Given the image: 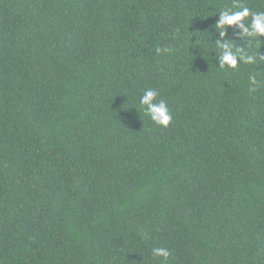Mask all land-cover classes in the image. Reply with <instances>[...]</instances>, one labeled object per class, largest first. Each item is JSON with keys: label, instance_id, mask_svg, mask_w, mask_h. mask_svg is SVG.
I'll return each mask as SVG.
<instances>
[{"label": "trees", "instance_id": "obj_1", "mask_svg": "<svg viewBox=\"0 0 264 264\" xmlns=\"http://www.w3.org/2000/svg\"><path fill=\"white\" fill-rule=\"evenodd\" d=\"M240 7L0 0V264H264V36L215 26Z\"/></svg>", "mask_w": 264, "mask_h": 264}, {"label": "clouds", "instance_id": "obj_2", "mask_svg": "<svg viewBox=\"0 0 264 264\" xmlns=\"http://www.w3.org/2000/svg\"><path fill=\"white\" fill-rule=\"evenodd\" d=\"M251 17L250 22L245 23V18ZM235 25L240 29L239 35L248 37L249 40L256 39L264 36V11L253 12L248 7H240L237 11L224 10L220 11L219 19L215 22V26L220 31L221 37L225 33V26ZM218 46L222 49V53L219 57L220 68H236L239 63L254 65L258 63L257 54H250L244 49L236 48L232 50V44L228 41H217ZM157 54L169 53L170 49L167 47H157ZM249 92H255L258 86L256 75H249ZM159 93L154 89H146L143 95L139 99V104L143 106V110L148 117L156 125L161 127H167L171 120V112L164 100L156 102V98ZM153 256L163 257L165 260L171 255L169 249L164 247H158L152 249Z\"/></svg>", "mask_w": 264, "mask_h": 264}]
</instances>
